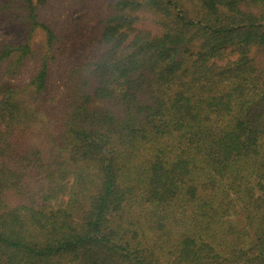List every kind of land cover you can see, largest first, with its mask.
<instances>
[{"label": "trees", "instance_id": "obj_1", "mask_svg": "<svg viewBox=\"0 0 264 264\" xmlns=\"http://www.w3.org/2000/svg\"><path fill=\"white\" fill-rule=\"evenodd\" d=\"M44 1L0 43V264H264V0H88L71 47Z\"/></svg>", "mask_w": 264, "mask_h": 264}, {"label": "rangeland", "instance_id": "obj_2", "mask_svg": "<svg viewBox=\"0 0 264 264\" xmlns=\"http://www.w3.org/2000/svg\"><path fill=\"white\" fill-rule=\"evenodd\" d=\"M87 1L84 0L80 5L70 0H45L39 8L40 22L52 28L53 20L62 44L67 47H71L70 35L75 39L79 34H86L95 39L100 28L101 11L99 10L105 7L94 6L95 10L86 12ZM27 16L25 0H0V43L21 44L29 41L35 49L43 47L45 42L43 32L40 29L31 32ZM5 71L6 67L3 66L0 72L3 74ZM33 71L34 67L28 65L21 74L13 78L19 83L26 82Z\"/></svg>", "mask_w": 264, "mask_h": 264}]
</instances>
